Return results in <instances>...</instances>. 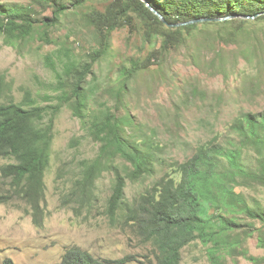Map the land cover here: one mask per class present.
Segmentation results:
<instances>
[{
	"label": "rangeland",
	"instance_id": "1",
	"mask_svg": "<svg viewBox=\"0 0 264 264\" xmlns=\"http://www.w3.org/2000/svg\"><path fill=\"white\" fill-rule=\"evenodd\" d=\"M113 1L90 0L69 10L50 29V43L36 34L10 45L0 36V100L21 101L29 89L40 105L57 102L47 98L58 92L50 87L56 77L44 62L46 55L56 56L61 51L80 61L88 59L98 47V34L89 24L88 14L105 11ZM0 3L8 7L34 3L41 16L53 15V9L39 8L35 0ZM129 16L132 24L112 33L109 53L88 77L89 110L117 106L120 114L131 113L136 122L132 130L152 135L168 161H183L199 145L212 140L239 146L234 121L247 112L264 110V24L250 28L257 30L250 41L243 37L224 41L223 35L234 30L231 24H205L186 32L181 44L154 57L148 68L130 80L119 101L120 68L133 60L145 61L162 44L161 38L147 40L146 24L137 13L130 10ZM99 150L100 142L91 137L72 107L64 104L56 116L51 161L45 174L43 223H35L30 205L21 198L0 204V264L8 259L13 264H54L71 248L99 258L123 260L124 264H158V251L151 242L139 236L134 226L110 217L112 172L105 171L98 178L91 199L73 196L72 190L82 177L83 161L95 158ZM242 151L247 167L257 170L262 152L254 147ZM11 161L0 157V193L9 192L1 167ZM118 164L125 171V161L118 159ZM163 173L159 163L154 176L137 181L128 178L127 199L132 201ZM235 189L245 195L253 209L264 210V183L240 178ZM249 214L238 211L229 215L238 220L229 238L238 237L241 245L232 250L196 238L182 249L180 264H264L260 243L264 226Z\"/></svg>",
	"mask_w": 264,
	"mask_h": 264
},
{
	"label": "trees",
	"instance_id": "2",
	"mask_svg": "<svg viewBox=\"0 0 264 264\" xmlns=\"http://www.w3.org/2000/svg\"><path fill=\"white\" fill-rule=\"evenodd\" d=\"M88 1L35 0L43 10L53 9L52 16H41L34 3L20 7L0 3V36L10 45L27 41L36 34L50 43V29L58 25L69 10L82 7ZM148 1L149 5L144 0H114L105 11L90 12L87 20L98 34V47L88 59L80 61L61 51L56 56L46 55L44 62L56 77L50 87L58 92L47 98L57 102L40 105L29 89L21 101L0 100V157L12 159L1 167L2 176L10 187L9 192L0 193V204L21 198L30 205L35 223H43L45 174L51 161L56 116L67 104L85 124L91 137L100 142L98 155L83 161L82 177L72 190L73 196L91 199L98 178L105 171L112 172L115 181L108 200L110 217L134 226L139 236L151 242L158 251V264H180L182 249L196 238L232 250L241 245L238 237L229 238L230 232L238 226V220L229 217L230 214L250 212L249 216L264 226V210L253 209L245 195L235 189L240 178L251 177L264 183V110L247 112L234 121L232 128L240 135L239 146L230 147L212 140L199 145L183 161H168L161 156V145L152 135L143 133L142 129L132 130L136 122L131 113L120 114L117 106L89 110L88 77L93 75L95 64L109 53L112 33L127 23L132 24L130 10L146 24L147 40L161 38L162 44L145 61L133 60L120 68L119 92H116L119 101L140 70L148 68L154 57L177 47L186 39V32L192 33L200 25L231 24L234 30L223 35L224 41L242 37L250 41L257 32L250 28L264 24V0ZM150 6L172 24L196 21L169 26ZM253 15L254 18L243 17ZM249 147L262 152L257 170L248 168L242 159V150ZM118 159L125 161V171ZM159 163L164 173L129 201L126 197L128 178L137 181L154 176ZM260 243L264 247V234ZM6 264L13 262L8 259ZM54 264L124 263L71 248Z\"/></svg>",
	"mask_w": 264,
	"mask_h": 264
},
{
	"label": "water",
	"instance_id": "3",
	"mask_svg": "<svg viewBox=\"0 0 264 264\" xmlns=\"http://www.w3.org/2000/svg\"><path fill=\"white\" fill-rule=\"evenodd\" d=\"M144 1H146L147 2V4L149 5V1L148 0H144ZM153 10H154V12L155 13H157L162 19H163V21H165V23H167L169 26H182V25H185V24H187V23H192V22H194V21H196V20H191V21H187V22H179V23H169L167 20H165L164 18H163V15L161 14V13H159L156 9H154L152 6H150ZM231 16H229V17H225V18H230ZM243 17H255L254 15L253 16H243ZM224 19V18H223ZM200 21L201 20H203V19H199Z\"/></svg>",
	"mask_w": 264,
	"mask_h": 264
}]
</instances>
